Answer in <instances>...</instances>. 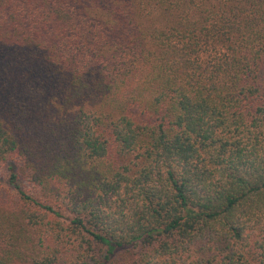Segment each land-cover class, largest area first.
Wrapping results in <instances>:
<instances>
[{
  "label": "trees",
  "instance_id": "obj_1",
  "mask_svg": "<svg viewBox=\"0 0 264 264\" xmlns=\"http://www.w3.org/2000/svg\"><path fill=\"white\" fill-rule=\"evenodd\" d=\"M263 64L264 0H0V264H264Z\"/></svg>",
  "mask_w": 264,
  "mask_h": 264
},
{
  "label": "rangeland",
  "instance_id": "obj_2",
  "mask_svg": "<svg viewBox=\"0 0 264 264\" xmlns=\"http://www.w3.org/2000/svg\"><path fill=\"white\" fill-rule=\"evenodd\" d=\"M259 81L261 85H264V64L262 65L261 70H260ZM3 97H4V94L2 90L0 89V117L1 119H3V121H5L7 120L8 117L6 114V109L4 108V105H3V101H2ZM12 195L13 194L11 192H8L5 194V196L7 197L9 201L14 202L15 199Z\"/></svg>",
  "mask_w": 264,
  "mask_h": 264
}]
</instances>
